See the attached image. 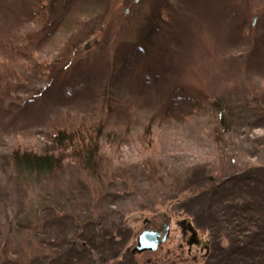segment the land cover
Returning <instances> with one entry per match:
<instances>
[{
    "label": "rangeland",
    "instance_id": "obj_1",
    "mask_svg": "<svg viewBox=\"0 0 264 264\" xmlns=\"http://www.w3.org/2000/svg\"><path fill=\"white\" fill-rule=\"evenodd\" d=\"M263 98L264 0H0V264H42L76 243L84 210L110 207L128 240L105 264H203L210 233L169 195L261 163L264 122L228 135L210 108ZM87 122L103 127L100 173L71 150L47 175L11 162ZM164 223L161 247L135 250Z\"/></svg>",
    "mask_w": 264,
    "mask_h": 264
},
{
    "label": "trees",
    "instance_id": "obj_2",
    "mask_svg": "<svg viewBox=\"0 0 264 264\" xmlns=\"http://www.w3.org/2000/svg\"><path fill=\"white\" fill-rule=\"evenodd\" d=\"M225 105L215 102L210 110L216 112L217 116L220 114V123L228 135L237 132L241 127H254L253 123H258V119L259 123L264 122V98L252 101L246 99L242 105L233 104L228 108ZM102 128L101 124L87 122L80 126L58 129L51 137L53 146L34 152L17 149L10 157L11 162L34 174L47 175L63 165L67 151L71 150L87 167L97 171L101 162L99 139L103 132ZM111 135L113 133H109V136ZM217 140V143L224 141L223 138ZM259 142H261L259 145H264V139ZM221 148L227 151L224 160L231 155L236 156L229 154L232 151L229 152L224 146ZM258 157L260 164L243 169L235 168L233 172L227 174V178L221 179L220 183L214 182L211 188H207L206 184L213 181L217 174L207 170H202L199 174L194 173L191 182L186 186L190 188L194 185L197 192L191 194L192 198L169 195L170 198L175 197L174 199L181 201L180 205L192 202V206L196 208L188 210L190 217H193L196 226L206 228L210 233L209 248L203 264H264V153ZM231 161L237 162L236 159ZM145 164L148 167L143 168V173H151L152 164ZM173 177L181 178L180 175ZM174 189L178 193L182 187L177 186L171 190ZM83 212L82 215L90 218L86 222L81 223L80 220L77 222L81 234L79 235L76 230L77 236L69 239L72 244L76 239V243L63 250L59 246L61 250L57 251L58 255L44 256L42 264H105L110 258L118 255L128 237L122 226L118 227L119 231L117 230L115 235L113 233L115 231L108 229L106 225L116 222L120 211L117 213L110 207L106 214L100 212V215L99 213L95 215L90 208ZM96 216H99L97 223L94 222ZM224 238L228 241L226 246L223 244ZM69 240L65 236L64 241L71 244Z\"/></svg>",
    "mask_w": 264,
    "mask_h": 264
},
{
    "label": "water",
    "instance_id": "obj_3",
    "mask_svg": "<svg viewBox=\"0 0 264 264\" xmlns=\"http://www.w3.org/2000/svg\"><path fill=\"white\" fill-rule=\"evenodd\" d=\"M166 228H169L168 224H166ZM162 233L163 231H158L151 228L142 230L137 236L135 250H155L161 244V242H164L167 238V233L160 238Z\"/></svg>",
    "mask_w": 264,
    "mask_h": 264
},
{
    "label": "flooded vegetation",
    "instance_id": "obj_4",
    "mask_svg": "<svg viewBox=\"0 0 264 264\" xmlns=\"http://www.w3.org/2000/svg\"><path fill=\"white\" fill-rule=\"evenodd\" d=\"M188 219H189V218H186V221H188ZM168 225H169V228H166V223H164V231H163V233H162V236L165 235V234L167 233V238H166V240L168 239V236H169V233H170V227H171L170 224H168ZM165 228H166V229H165ZM156 230H157V229H156ZM158 231H161V230H158ZM162 236H161V237H162ZM161 237H160V238H161ZM192 239L195 240L197 243L200 242L199 239H198V234H197V233H193V237H192ZM166 240H165V241H166ZM165 241H164V242H165ZM164 242H162V243H164ZM162 243L159 245V247L162 246ZM208 243H210V239H209V242H208ZM208 246H209V244H208ZM159 247H157V249H158ZM157 249H156V250H157ZM145 251H147V250H145ZM152 251H154V250H152Z\"/></svg>",
    "mask_w": 264,
    "mask_h": 264
}]
</instances>
